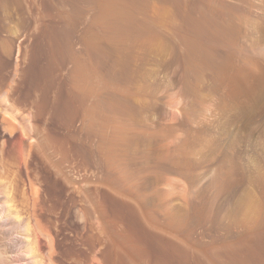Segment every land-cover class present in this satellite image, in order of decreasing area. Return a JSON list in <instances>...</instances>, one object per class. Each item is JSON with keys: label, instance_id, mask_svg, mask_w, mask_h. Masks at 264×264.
Masks as SVG:
<instances>
[{"label": "rangeland", "instance_id": "1", "mask_svg": "<svg viewBox=\"0 0 264 264\" xmlns=\"http://www.w3.org/2000/svg\"><path fill=\"white\" fill-rule=\"evenodd\" d=\"M261 4L0 0V112L13 115L0 113L1 201L28 221L34 182L49 209L74 197L76 219L104 202L120 228L141 215L200 260L246 246L264 232ZM78 220H44L67 259L86 235Z\"/></svg>", "mask_w": 264, "mask_h": 264}, {"label": "bare ground", "instance_id": "2", "mask_svg": "<svg viewBox=\"0 0 264 264\" xmlns=\"http://www.w3.org/2000/svg\"><path fill=\"white\" fill-rule=\"evenodd\" d=\"M260 19H261V21H260V23H261L260 38H259V36H258V38L261 40V47H262V50H264V0H262V4H261V18ZM261 62H262V65L264 67V52L262 53V56H261ZM262 65H261V67H262ZM3 108H2V113H3L4 117H2V119L4 118L5 121H8L11 118V121H12L13 120L12 119L13 115H11L12 112L10 113L9 109L7 110L6 108L3 110ZM4 120H3V122H4ZM8 126H10V125H8ZM11 127H13V125H11ZM26 127H28L29 135H28V138L26 135V139L24 138L25 140L22 139V141H23L22 143H23V152L25 153V158L27 161L28 158L33 155L34 148H35V143H34L35 138H33V135H32V133L34 132V126L31 125V123H30V124H27ZM5 128H6L5 130L8 133H10V135H12V132L14 133V129L11 132L10 129H8L10 127L5 126ZM18 130H19V128H18ZM30 189H31V208H30V215L28 217V219H29L28 221H25L22 219L18 220V216H16V214L12 211V209L9 206V204L7 203V201H1V198L3 199V195H1V193H0V264H172V260L176 261L175 264H190V262H188V260H190V259L193 260L197 256H198V258H196V259H198V261L202 262V263H203V260L206 259V260H204V262L205 261L207 263L210 262L211 264H213L212 261L214 262V264H264V232L256 231L253 233V235H251V232H249L248 238L251 236L252 237L249 238V240H247L248 238L246 239L249 244L245 240V242L248 244V245L246 244V246H244V244L241 241V245H236L237 244V242H236L235 245H233V246L231 245L232 247L230 246L231 248L229 246L224 248V250H223L224 252L221 251V252H223V253H221V257H222V254L225 258L228 256L226 260L222 257L223 259L221 258L222 259V261H221L219 259L220 256L217 255V254H220V253H217V251L218 252H220V251L217 248L211 249V247L210 248L207 247L208 248L207 251L210 253L209 255H210V258L212 261L208 260L209 258L208 259L205 258V256L206 257L208 256V255H206V253H205V256L203 255L204 259L202 258L203 256H200L201 257V260H200L199 255L196 256V253L194 256H191V253L193 255V253H194L193 251H195V250H193L192 252L189 251L190 252V255H189V252L187 254V251H183L184 249L181 248L182 245H181V247L175 246L174 244L169 243V241L166 240L167 238L165 239V238L161 237L160 235H158L159 233L156 234V232H152L154 230V229H151L152 224H150V226H149V227H151L150 229L152 230L151 231L152 233H151L149 231V227L144 226V225H147V223H148L147 220H145L146 219L145 216H143V217H145V219H142V217H140L141 215L138 217L140 220L143 221V223L137 218L136 213H135L136 217H134V218L129 217L128 218L127 221H129L130 218H133V219L137 218L138 219V220H136V223L134 220H132V219L130 220L131 223H133L132 221H134V223L136 225L138 223V226H136V227L133 226V230L128 229L129 226L133 225V224L130 225V222L127 223L129 225L128 227L125 226L124 228L123 227L120 228L119 225H122V224H120L121 220H120V223H117V222H119L117 220H119L122 215L118 216V219L115 217V216H117L116 214L113 215L114 218L117 219L116 221H115V219L114 220L109 219V218L112 219L113 216H110L108 218L109 220L106 219L104 216H106V217H108V216L106 215V212L104 214V210H107V209H106V207L104 208V206L102 207V205H106V204H103L104 202L102 200L101 201L103 203H102L101 207L103 208L102 209L103 212H101L100 203L95 201L96 205L93 206L94 201H92V200H91L92 203L89 202V206L91 204L90 207L93 206V210H92V208H89V207L88 208L86 207L87 209H90L89 211L86 210V213L84 212L85 208H84L83 212L81 209L82 213L80 212V210H78L79 213L81 214V216L79 218H76V219H79L81 221L82 229L79 227L81 230H83V232H80L81 237H82L83 233L86 235L88 234V235H87V237H86V235H84L85 237L83 236V238H82L83 240H82V239H80L81 237L79 236V233L76 232V234H78L77 240H79V239L82 240L81 241L82 243H80L79 241L77 242L78 246H79V244H82V248L79 249L78 247H76V249H79L78 251L75 250L78 252L77 257L71 258L72 254L69 256V254L67 253L69 258H70V259L69 258L67 259V258H64V257H67L65 255V253H64L65 256L63 257L62 256L63 253L61 252L62 253L61 254L59 252L60 251L59 249L62 248L61 250H63V248L67 247L66 244H69L68 241H66L67 243L66 242H64V243L59 242L58 243V241L56 240V235L46 225L44 220L51 218L52 216H56V218H58L59 222H64L66 224H68V223L74 224L73 222H74V220L76 221V219H75L76 215L74 216L72 213V212H75V211H72V209H73L72 205L74 203H76V202H74L76 200L72 201L74 197L70 201H69V199L63 198L64 200L63 201L60 200V202H58V203L56 202L57 203L56 205L52 204L53 207L55 206L54 208L50 207V209H49V207L47 206L48 209L51 210V211H49L50 214H47L49 212L47 211V213H46L47 207L45 204L51 203V201H53V200H50L47 196H44L45 198L43 199L42 198V192H43L42 188L36 187V184L34 182H31ZM62 194H64V193H62ZM94 200H96V199H94ZM98 203H99V207H98ZM114 204H116V203H114ZM74 206H75V204H74ZM125 207H127V205ZM51 208H53V209H51ZM122 209H124V208H122ZM56 210H58V211H56ZM133 210H134V208H132L131 211L133 212ZM119 211H120V209H119ZM124 212H125V210H124ZM134 212H135V210H134ZM99 213H101L103 215H100ZM137 213H139V212H137ZM107 214H109V213H107ZM135 214H133V216ZM130 215L131 214H129L128 216H130ZM79 220H78V224H79ZM134 228H135V230H134ZM136 228L138 230H136ZM30 231L33 234H36L38 236V238L40 239V241H44L45 244L42 245V243H38L39 245H42L40 247L39 245H37L38 241H36V243L31 242L28 238V234ZM153 233H155V234H153ZM89 235H92V236H89ZM88 236L92 237V238H88ZM89 239H91V240H89ZM92 239H94V240H92ZM242 239L244 240L245 238H241V240ZM238 241H239V239H238ZM69 242L71 244V241H69ZM31 243H33V244H31ZM34 243L36 245H34ZM72 244H74V243H72ZM168 244L173 247V250L171 248L168 249V247H169ZM178 244H179V242H178ZM35 246L36 247L39 246V248H41L42 250L46 248V250H43V252H42L41 249L37 248L39 250L38 251V250H36ZM73 249H75V248H73ZM209 249H211V251L212 250L214 251L215 249H217L215 251L216 254H215V252H214V254L213 253L211 254ZM226 249H227V251H226L227 254L225 253ZM168 250H170L171 252ZM36 251H38V252H36ZM40 251L42 252V255L39 254V256H41L39 258V256L37 254L40 253ZM207 251H201L200 253H202V252L204 253ZM77 252H75V253H77ZM208 252H207V254H208ZM187 255H189L190 257H188ZM74 256H75V254H74ZM198 261H197V263L199 264ZM192 262H194V261H192ZM202 263H200V264H202Z\"/></svg>", "mask_w": 264, "mask_h": 264}]
</instances>
